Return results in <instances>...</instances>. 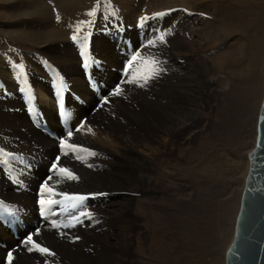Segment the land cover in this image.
I'll list each match as a JSON object with an SVG mask.
<instances>
[{
    "label": "bare ground",
    "instance_id": "1",
    "mask_svg": "<svg viewBox=\"0 0 264 264\" xmlns=\"http://www.w3.org/2000/svg\"><path fill=\"white\" fill-rule=\"evenodd\" d=\"M116 1L124 7L126 12L127 9L130 10V13H127L128 18L131 21L133 18L135 22L138 18L137 9L143 4L148 14L158 11L163 13L168 9L179 11L176 19L172 18L164 26V31H160L167 33L166 43L158 42L154 47H145L148 41L153 39L143 38L148 41L143 46L141 56L158 57L165 62L164 67L167 71L149 81L146 87L142 89L137 87L141 90L142 101L136 99L133 94L123 92V95L117 96L120 103L112 101V105H108L103 101L98 108L93 106V103L98 99L97 96L103 93V88L98 89L99 91L91 88L89 92L86 88L90 86L83 74L84 81L80 80V85L77 83L79 77L75 75L77 71L74 68L79 58L74 54L71 56L77 44L69 40L76 34L79 21L85 19V16L95 9L98 0H17L14 12H5L9 7H4V11H0L1 18H7V14H10L9 18L17 21V26H6L2 29L3 32L6 31L5 33L9 36L32 44H47L43 52L52 54L51 58L55 57V60L50 58L52 61H47L44 57L34 59L30 63L29 71L12 62L0 61V83L2 84L0 85L6 90L0 96V207L3 211V218L0 217V235L3 239V244L0 245V264H7L8 248L12 252V264H137L131 251L132 244L139 240L147 241L149 248L156 247L159 257H162L157 258L160 262L166 264L168 258L178 260L179 258L169 257L168 242L164 238L165 226L151 219L153 224L152 226L149 224L150 236L145 237L143 233L137 232L135 223L137 215L132 211V201L139 187L153 182L150 176L156 171L155 167L163 164L162 160H165L167 156H176V149L173 146L175 143L181 140H185L186 143L195 141L198 132H191L190 129L196 125H201L202 129L209 127L216 106H220L216 122L218 120L222 123L231 122L232 109L240 104V99H237L238 92L244 91L245 84H248L244 83L246 79L262 76L258 102L261 95L263 96L264 0H149L136 5L132 0ZM200 8L219 26H212L215 32L210 26L212 22L204 28L201 27L202 29L198 28L199 26L192 27V33H196L193 42L181 40L178 25L187 24L193 13L201 14ZM185 9L187 11H184ZM33 19L40 20L37 23L38 26L27 25ZM54 19L57 20L56 24L52 23ZM232 35L231 38L234 41L228 44V49L215 53V57L208 59V65L199 63L198 57L193 55L210 52L211 49L208 50L204 46L211 38L218 36L225 42ZM135 43L138 46V42L135 41ZM105 45L104 51L109 54L110 48ZM132 56L127 60L128 64ZM124 58L119 57V60ZM111 60L109 64L114 66H116L114 61L116 63L119 61L118 57H113ZM133 63L137 70L139 62ZM53 68H56V71ZM94 76H96L95 72ZM107 77L105 75L104 78ZM123 78L122 81H124ZM61 85L63 86L62 94ZM220 86L228 90L221 104L219 103L222 100L218 96L224 89ZM249 88L252 90L253 86ZM21 93L27 95L24 100L27 99L32 113L36 116L39 114V117L44 116L43 118L48 120L61 114L65 116L69 120L66 123V131L73 130V136L69 142L95 152L97 155L87 156L86 153H80L86 156L84 161L75 159L73 155L63 156L61 148L57 145V135L52 138L39 133L36 125L31 124L27 116L23 118L21 112L13 116L12 113L15 112L11 110L16 107L14 105L20 103ZM249 94L246 101L244 100L242 114L250 109ZM83 100L87 102L83 103ZM59 108L61 114L58 113ZM26 109L28 111V107ZM2 110L5 111L1 112ZM239 117L242 118L241 114ZM4 118L12 120L9 126L7 124V128L3 125ZM81 123H84V127L77 132ZM51 125L58 124L54 122ZM89 127L93 130L92 132H88ZM61 128H63L62 125ZM19 130L32 132L27 134ZM47 131L51 133L49 128ZM62 137L67 139L65 134ZM212 139L209 140L212 141ZM214 145L211 144V146ZM5 150L13 154H8ZM58 155L61 156L59 166L71 169L79 177L78 180L58 183L54 173L50 171L48 174L46 170L48 164L52 160L56 161ZM88 164L92 166L89 167ZM248 165L247 159L246 168L242 174L241 191ZM2 166L9 167L8 170L12 174L5 173ZM198 171L203 177L205 175L206 179L212 180L213 184L208 181L209 188L203 189L204 191L209 189L207 196L215 194L211 186H217L216 182H219V178L213 174L216 170L201 165ZM49 175H52V179L48 181L49 187L55 192L80 195L92 193L101 201V203L98 202L97 207L93 203L89 205L93 218L86 224L80 223L78 227L82 231L74 232L75 236L63 235V240L59 239V232L58 234L46 231L47 224L43 225L46 222L44 217L40 219L42 221L37 222L36 201L37 198L40 200L42 193L40 192L38 197L35 190L41 181L43 186ZM101 193L104 195H100ZM48 195L46 192L43 193L45 199ZM54 198L62 199V197ZM210 202L211 205L214 204ZM195 203L194 201L185 203V208L191 206V211L195 215L187 221L188 226L192 228L197 223V213H199ZM98 205L103 207L99 208ZM52 214H59L61 218L67 220L70 217V213L64 211L63 205L54 206V209L45 214V217ZM8 216L18 221L17 225L21 229L26 227L22 222L26 223L29 235L55 255L28 251V247L32 245H25L20 238L13 237ZM35 226H37L36 230ZM233 230L234 227L227 246L232 239ZM85 233L89 236L100 233L101 243L90 240ZM191 233L195 235L194 231Z\"/></svg>",
    "mask_w": 264,
    "mask_h": 264
},
{
    "label": "rangeland",
    "instance_id": "2",
    "mask_svg": "<svg viewBox=\"0 0 264 264\" xmlns=\"http://www.w3.org/2000/svg\"><path fill=\"white\" fill-rule=\"evenodd\" d=\"M147 1L149 0H132L135 5L145 3ZM14 5H17V0H0V11H4V7H9V9H6L5 12L9 11V13H12L17 7ZM144 6L145 5L143 4L137 9L138 18L135 22L133 21V18L132 21L128 18L127 13H130V10L127 9L126 12L124 7L116 0H98L95 7V15L85 16V19L82 20L85 23L80 24V31L75 34L77 39L73 40L72 37L69 39L77 44L71 54V56L74 54L79 58V62L75 63L76 66L74 68L77 71V74L75 75H78L79 77L77 83L80 85V80L82 81L83 79L82 74L85 73V71H88L89 75L91 74L90 76L93 79L88 81L83 75L85 81L90 86L86 89L91 92V88L95 91H99L98 89L103 88L102 94H106L104 99H101L99 95L97 96L98 99H96L93 103V106L96 108H98V105L101 104L105 98H107L108 105H112V101L120 103L117 96H111L113 90L117 86H121L124 89L123 92L131 95L133 94L136 96V99H140V101H142L140 93V89L142 88L140 87V89H137L138 86L135 84L126 83L128 79H131L129 73L136 71V68H134L136 65L134 66L135 63L133 62L132 69H128L124 74L126 75L123 78L124 81L121 80L119 83L120 85L118 84L111 92H108L107 89L118 80L119 69L122 67V63L125 60H128L129 57L132 56L131 54H135L137 50H139L142 54L143 46L146 41H148L146 39L143 40V38L156 39L157 34H159L158 31H164L163 28L166 23L170 22L172 18L176 19L177 12L179 11L178 9H172V11L168 9L167 11H163V13H167L166 15L156 17L153 20L149 19L141 25L140 20H138L139 18L143 16L152 17L153 14H155V12H151L150 14L146 13V6ZM200 11L202 13L199 12L201 14L198 15L193 13L191 20L187 22V24L180 23V25H178L181 40L193 42V38L196 33H192V27L194 28L195 26H199L198 28L202 29L206 25H210L211 22V28L212 26H219L217 23H214L210 17L203 13L201 8ZM9 17L10 14H7V18L0 17V61L12 62L28 71L31 67L30 63H32L34 59L44 57V59L46 58L47 61H49L52 54L43 52L44 46L47 44H32L19 38L9 36L5 33L6 31L3 32L2 29L6 26H17L16 19L12 20V18ZM33 20L27 25L38 26L37 23L40 22V20ZM54 21H52V23L56 24L57 20L54 19ZM89 21H91V23H88ZM212 29L215 32L214 28ZM217 33L219 32L217 31ZM231 37H233V35L229 36V39L226 40L227 42H224L223 39H219L218 36H215L204 46V48L207 47L208 50L211 49L210 52L206 50L207 52H201L199 55L192 54L198 57L197 61H199V63L202 62V64L208 65V59L215 57V53H221L222 51L228 49V44L234 41ZM80 39H83V42L80 41ZM135 41L138 42L139 47ZM104 44H106V47L110 48L109 54L107 51H104ZM125 54L126 58H124ZM110 55L118 57V60L119 57H123L124 59L119 60L117 63L114 61L116 64V66H114L113 64H109V62L112 61L111 59H113V57H109ZM51 59L55 60V57ZM53 69L56 71V68ZM94 72L97 77L94 76ZM105 75L108 76L106 79L104 78ZM219 76H221V74H219ZM259 77L261 78L255 77L245 80L244 83L248 84H245L244 91L241 90L238 92L237 99H240V104L237 105V107H233V119H231L230 123H228V121L222 123L221 120L216 122L219 115L217 114V111L220 109L219 105L216 106V112L214 111L212 114V123L209 127L207 129H202L201 125H196L194 128L189 130H192L191 132H198L195 136V141L193 140L191 143H186L185 140H181L182 142L180 141L179 143H175L173 146L176 149V156H167L165 160L161 161L163 164L155 167L156 171L150 176L153 181L151 182L152 185L149 184L140 186L139 191L132 201V211L137 215V221L135 222L137 224V232L143 233L145 237L150 236L149 231L151 230V227L149 224L152 226V220H154L157 224L165 226L164 238L168 242L169 257L179 258L178 260L168 258L166 264H224L225 249L227 248V242L232 234L231 232L234 227L235 216L240 203V188L242 184V174L245 171L246 160L248 159L247 153L252 149L255 142L257 115L263 97L261 95L260 102H258L260 93L259 85L261 86L262 76ZM75 78H77V76H75ZM1 85L0 96H2L6 91ZM132 86H134V88H132ZM250 86H253L252 90L249 88ZM221 88L224 89L223 86ZM219 90L221 89L219 88ZM227 93L228 90L225 89L220 91L218 97L222 101L219 104L223 102ZM21 94L22 99L20 103L14 105L16 107L11 110L12 112H15L12 113L13 116L21 112V116L23 118L27 116V120L31 124L36 125L39 129L38 132L46 137L53 138L57 135L56 138H59V136H63V134L67 132V125L61 128V121L64 120L65 123H68L69 120L61 114V111L58 112L61 115L50 118L49 120L43 118L44 116L39 117V114L36 116L32 113L27 99H25L26 101L24 100L27 95L25 93ZM248 94L251 97L249 105L250 109H248L246 113L243 112L244 114H242L245 103L244 100L247 98ZM108 98H110V100ZM85 101L87 102V100ZM85 101L83 100L82 102L84 103ZM88 106L92 107V105ZM26 107H28V111ZM3 111L5 110H2L1 112ZM240 114L242 118L239 117ZM7 120V118L3 119L4 128H7V124L8 126L11 124L10 121L12 120ZM54 122L58 125L52 126L51 123ZM227 125L228 127H226ZM47 128L50 129L51 133L47 131ZM19 131L27 134L32 132L31 130ZM209 139H212L214 142ZM210 143L215 145L211 146ZM58 147L60 148V146ZM5 152L8 153L6 150ZM8 154H13V152L9 151ZM85 165L87 166L86 163ZM201 165L205 168H214L216 171L213 174L219 178V182H216L217 186H211L215 194H211L210 196H207L209 189H205V191L203 189L204 187L209 188L207 182L210 181L212 183V180L206 179L207 177L205 175L204 177L200 175L198 170ZM2 168L5 173L12 174L8 170L9 167L5 168L2 166ZM5 169L8 170V172ZM48 174L50 173L48 172ZM159 182H161V184H159ZM82 195H88L90 197L85 203V208L83 209L85 211L91 212V209L88 208L91 203H93L96 207L98 202L101 203L95 194L86 193ZM209 200L212 201V203L214 202V204L211 205ZM188 201L196 202L194 205H196L199 211V213H197V223L193 228L188 226L187 223V221L195 217L191 211V206L185 208V203H189ZM111 208L113 207L111 206ZM52 209H54V207ZM76 211L78 212L79 210ZM95 211L98 212V210ZM2 212V208L0 207L1 218H3ZM44 218L46 222L43 225L45 226L47 224L45 226L46 231H52L53 233L59 232L60 236L58 237L61 240H63V235L75 236L76 233L74 232L82 231L80 227H78L80 223H77L75 227H68L67 229L63 227L64 224L69 223V220L61 218L59 214H52L47 217H45L44 214ZM53 220L55 223L60 224L61 227H54L52 223L54 222ZM39 221L42 220L38 217L37 222ZM87 221H89V219H83L85 224ZM22 223L26 227L21 229L19 226L20 235L15 239H19L26 232H29L28 225L24 222ZM111 231L113 232V230ZM192 231L195 233L194 236L191 233ZM86 236H88L92 241L100 242L102 240L100 233H96L95 236H89L88 234ZM0 240V245H2L3 239L1 235ZM131 252L132 257H134V260L137 261V264H165L157 259L162 257H159L156 247H154V249L152 247L149 248L147 241L141 242V240H139L134 242L132 244Z\"/></svg>",
    "mask_w": 264,
    "mask_h": 264
},
{
    "label": "snow or ice",
    "instance_id": "3",
    "mask_svg": "<svg viewBox=\"0 0 264 264\" xmlns=\"http://www.w3.org/2000/svg\"><path fill=\"white\" fill-rule=\"evenodd\" d=\"M172 11V10H170ZM184 11H187L185 9ZM96 10L93 9L89 15H95ZM167 13H155L152 17L143 16L140 18L141 25L146 22L149 19L159 17L166 15ZM57 19L59 20V16H57ZM84 21L79 22L77 25L76 31H80V24H84ZM88 23H91L89 21ZM166 32H160L156 39L149 40L147 45L145 47H154L159 42L160 44L166 43ZM73 40H76V35H73ZM131 62L128 64V69H132V62H139V68L136 71H132L129 73L131 76V79H128L126 82L135 84L138 87H146L149 83V81L157 78L160 76L161 73L167 71V69L164 67L165 62L158 57L154 55L149 56H141V53L139 50L135 52V54L130 58ZM20 67V66H18ZM124 89L120 86H117L115 90L112 92V95L114 96H120L123 93ZM63 93V86L61 85V94ZM107 98L104 100V104H107ZM103 106V105H101ZM84 123H81L80 128L76 131L78 132L80 129H83ZM93 130L91 127L88 128V132H92ZM94 134V133H93ZM67 139H60L59 144L60 148L62 150L63 156L73 155L75 159L77 160H86L85 155H81L80 153H86L87 156H95L97 155L95 152H91L86 148L79 147L73 143H70L73 136V130H68L65 133ZM65 149H68L69 151H64ZM7 155V154H5ZM61 160V156L58 155L56 157V161L51 165V173H54L57 176V182L62 183L64 181H76L79 179L78 176L69 168L59 166ZM92 165H89L91 167ZM52 179V175H49V177L46 178L42 188H41V198L39 200V204L41 206V212L44 214H48L50 210L56 206V205H63L64 211L70 213L69 217V223H66L63 225V227H75L77 223H82L83 219H89L92 220L93 214L91 212L83 210L85 208V201L88 200L90 197L88 195H80V194H68L66 192H55L53 188L49 187L48 181ZM48 193V198L45 199L43 196V193ZM100 195H104L101 193ZM54 197H62V199H56ZM75 210H79L78 212ZM74 213V214H72ZM54 227H61L60 224L53 222ZM78 239V237H77ZM25 245H32V247H28V251H38L43 254H49V255H55V253L51 252L48 248L42 247L39 243H37L32 235H28L27 238L23 241ZM7 264H12V252L9 251L7 254Z\"/></svg>",
    "mask_w": 264,
    "mask_h": 264
},
{
    "label": "water",
    "instance_id": "4",
    "mask_svg": "<svg viewBox=\"0 0 264 264\" xmlns=\"http://www.w3.org/2000/svg\"><path fill=\"white\" fill-rule=\"evenodd\" d=\"M224 264H264V94L259 107L254 146Z\"/></svg>",
    "mask_w": 264,
    "mask_h": 264
}]
</instances>
